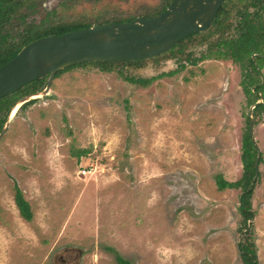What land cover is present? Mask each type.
<instances>
[{"label":"rangeland","instance_id":"rangeland-1","mask_svg":"<svg viewBox=\"0 0 264 264\" xmlns=\"http://www.w3.org/2000/svg\"><path fill=\"white\" fill-rule=\"evenodd\" d=\"M170 1L38 0L27 21H123ZM234 4L232 33L243 6ZM206 48L197 37L140 67L76 68L17 111L0 138V264H117L107 248L132 264H242V191H219L215 178L242 177L253 110L242 81L252 71L230 57L200 59ZM259 72L264 85V64ZM251 118L262 157L252 239L264 264V113ZM15 185L32 222L19 214Z\"/></svg>","mask_w":264,"mask_h":264},{"label":"trees","instance_id":"trees-1","mask_svg":"<svg viewBox=\"0 0 264 264\" xmlns=\"http://www.w3.org/2000/svg\"><path fill=\"white\" fill-rule=\"evenodd\" d=\"M38 0H0V68L13 60L18 53L29 43L40 38L52 35H63L65 33L85 29L92 24H77V25H57L49 28H41L27 21L28 11L34 9L35 3ZM172 1V0H171ZM170 1V2H171ZM243 3V6L238 8L234 21L237 19V24L232 33V22L229 23L228 6L234 3ZM168 2L164 8L157 14L163 12L170 4ZM249 7L255 9V13L250 14ZM264 0H225L219 11L217 12L211 28L205 33H196L185 40L181 41L167 55L174 54L183 48L185 41L194 38H202V42L207 44L205 53L200 59L218 58L225 59L230 57L236 62H242L252 71L250 74H244L242 81L243 90L248 98L250 107H255L251 116L256 118L264 113V102L258 104L260 100L264 101V85L261 84L259 70L264 64ZM155 14V15H157ZM154 16V15H153ZM130 18L123 21H114V23H124L134 20ZM234 34V35H233ZM233 35V36H232ZM217 36L216 41H211V38ZM220 49V50H219ZM224 49V50H223ZM162 56L151 60H158ZM187 57L189 62L191 61ZM146 61L138 62H122V63H87L77 65L57 73L56 77L61 74L71 71L76 68H84L88 66H99L104 71H110L117 67H140ZM184 66H182L183 68ZM122 74V73H121ZM124 78L129 82L138 83L144 87L148 85L149 80H136L134 77ZM48 76L38 79L31 84L25 86L19 91L0 99V132L6 122L10 110L23 97L41 92L46 86ZM32 102L25 104L28 107ZM3 114V115H2ZM251 116H247V128L242 135L241 145V163L242 177L236 182L226 181L222 175L215 178L216 185L219 191L227 189H241L240 205L238 208L242 218L240 232L243 234L242 241L239 242L238 248L242 264H258L257 250L255 242L252 239V221L255 218V212L252 207L253 189L259 179L258 166L262 163V157L259 149L254 141L251 133L252 125L256 124ZM86 151H82L78 156H83ZM15 190V204L18 208L21 218L27 222L33 221V212L30 204L24 198L21 190L17 185ZM107 251L113 253L117 264H132L130 261L120 256L114 249L107 248Z\"/></svg>","mask_w":264,"mask_h":264},{"label":"water","instance_id":"water-1","mask_svg":"<svg viewBox=\"0 0 264 264\" xmlns=\"http://www.w3.org/2000/svg\"><path fill=\"white\" fill-rule=\"evenodd\" d=\"M224 1L172 0L163 12L154 16L124 23L93 24L29 43L0 68V99L45 76H48L47 84L41 92L26 96L14 105L0 138L19 109L49 94L58 72L87 63L138 62L162 56L187 37L207 32Z\"/></svg>","mask_w":264,"mask_h":264},{"label":"flooded vegetation","instance_id":"flooded-vegetation-1","mask_svg":"<svg viewBox=\"0 0 264 264\" xmlns=\"http://www.w3.org/2000/svg\"><path fill=\"white\" fill-rule=\"evenodd\" d=\"M224 3V2H223ZM251 7H249V9H250ZM254 9V8H253ZM255 13V9H254V12L253 13H251L252 15ZM262 14H264V12L262 13ZM145 17H149V16H145ZM107 23H114V22H106V23H95V24H107ZM81 25H83V24H81ZM93 25V24H92ZM260 71V70H259ZM62 261L64 262V259H62Z\"/></svg>","mask_w":264,"mask_h":264}]
</instances>
